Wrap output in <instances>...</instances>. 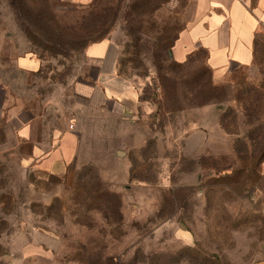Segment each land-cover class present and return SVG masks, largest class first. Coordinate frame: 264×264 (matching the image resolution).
Returning <instances> with one entry per match:
<instances>
[{
    "label": "rangeland",
    "instance_id": "374dc122",
    "mask_svg": "<svg viewBox=\"0 0 264 264\" xmlns=\"http://www.w3.org/2000/svg\"><path fill=\"white\" fill-rule=\"evenodd\" d=\"M188 2L0 0V243L19 257L34 244L40 264H264V31L251 66L217 77L200 49L175 62ZM135 37L139 63L122 65ZM100 39L109 81L153 92L130 115L94 85L85 46ZM22 54L39 71L17 68ZM20 110L78 135L65 175L23 164Z\"/></svg>",
    "mask_w": 264,
    "mask_h": 264
},
{
    "label": "crops",
    "instance_id": "0c3cea01",
    "mask_svg": "<svg viewBox=\"0 0 264 264\" xmlns=\"http://www.w3.org/2000/svg\"><path fill=\"white\" fill-rule=\"evenodd\" d=\"M188 6L185 15L188 24L171 44L173 61L184 62L200 49L205 52L206 64L217 77L231 65L248 67L253 64L255 42L264 31V0H189ZM110 45L108 40L91 43L85 46V56L96 69L94 85L101 86L102 100L121 107L126 105L128 110L124 114H131L130 108L137 110L143 102L136 101L135 93L109 81L108 77L116 70L115 60L110 57ZM1 47L0 44V58ZM15 64L27 72H37L41 67V61L30 54L20 55ZM16 121L18 139L30 146V154L24 158L23 164L58 176L65 175L75 166L78 135L74 131L54 129L45 135L40 117L34 110L18 111ZM33 245H22L19 257L17 243L6 239L0 243V264H19L17 257L29 259L31 264H40V259L49 260L50 256L40 255L38 245L35 248Z\"/></svg>",
    "mask_w": 264,
    "mask_h": 264
},
{
    "label": "trees",
    "instance_id": "16d2710c",
    "mask_svg": "<svg viewBox=\"0 0 264 264\" xmlns=\"http://www.w3.org/2000/svg\"><path fill=\"white\" fill-rule=\"evenodd\" d=\"M39 19H41L40 18V16L38 17V16H36V17H34L33 18V22L36 24V26H38V28L39 29H42V25H41V23H40V20ZM131 32V34L134 32V31H130ZM176 38H177V36H176ZM175 38V39H176ZM175 39H174V41H175ZM102 39H100V40H98V41H93V42H91V43H94V42H99V41H101ZM173 41V42H174ZM131 42H132V44H131V47H133V49L134 50H136L137 49V47H138V42H139V38L138 37H135V38H133L132 40H131ZM91 43H89V44H91ZM88 44V45H89ZM173 44V43H172ZM130 45V44H129ZM171 45V44H170ZM172 46V45H171ZM171 46H170V48H171ZM135 53H132L131 55V57H130V62H129V59L127 60H121V61H123L124 63L122 64V65H124L126 62L127 63H131V62H133V63H139V60L137 59V55L138 54H136V52H137V50L136 51H134ZM256 54H257V52L254 50V60H253V64L255 63V57H256ZM252 64V65H253ZM163 86H164V88H166L167 86H166V84H163ZM151 94H153V92L151 93V92H149V88L148 89H146L140 96H139V100L138 101H140V102H146V101H149V100H151ZM158 109H160V106H158ZM132 168H133V165H131V168H130V170H129V175L131 176V178L132 179H134V178H136V177H134V176H132V174H131V171H132Z\"/></svg>",
    "mask_w": 264,
    "mask_h": 264
},
{
    "label": "water",
    "instance_id": "95a60500",
    "mask_svg": "<svg viewBox=\"0 0 264 264\" xmlns=\"http://www.w3.org/2000/svg\"><path fill=\"white\" fill-rule=\"evenodd\" d=\"M170 54V53H169ZM127 115H130L129 113H127Z\"/></svg>",
    "mask_w": 264,
    "mask_h": 264
}]
</instances>
